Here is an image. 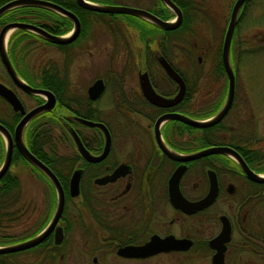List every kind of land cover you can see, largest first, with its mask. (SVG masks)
Wrapping results in <instances>:
<instances>
[{
  "label": "flooded vegetation",
  "instance_id": "obj_1",
  "mask_svg": "<svg viewBox=\"0 0 264 264\" xmlns=\"http://www.w3.org/2000/svg\"><path fill=\"white\" fill-rule=\"evenodd\" d=\"M77 6L83 8L78 4ZM65 9L71 11L68 8ZM72 13L76 16L74 12ZM63 16L72 23L71 28L63 34L52 33L44 26H36L55 35L67 36L73 29L74 22L69 17ZM76 18L78 19L77 16ZM107 20L104 19L101 23L112 35V18ZM97 21L100 20L89 18L81 21L78 19L79 34L73 41L66 44L51 43L37 34L43 38H38L39 40L53 44L51 46H55L64 57L65 61L62 65L56 62L62 77L58 83L30 85L18 75L13 67L18 77L27 85L52 94L54 104L50 109L39 114H45L47 121L50 122L60 120L70 132L72 146L53 137L56 148L49 150L47 156L49 165L43 163L57 179L55 170H70L71 172L67 186H64L65 182L62 184L58 179L64 194V203L60 217L51 231L41 242L32 247L0 252V264H213L214 257L219 260L220 255L222 263L219 264H264V186L262 185L264 182L249 179L239 162L228 153L209 154L191 160H177L172 158L167 151L186 156L210 146H226L234 149L250 170L254 173L258 172L249 166L241 151L236 147L217 144L197 148V138L207 134L179 120H167L159 125L158 131L155 129V120L166 113H178L193 118L178 108L188 109L189 113L194 112L196 109L193 107L196 106L198 97H200L199 100L201 99L203 89H205L203 96L210 91L206 86L203 88L198 83L199 75L196 72V65L201 59L197 58V62L192 67L193 64L189 65L190 56H185L189 65L188 73L185 75L174 68L176 65L169 59L170 51L165 57L160 49L161 46L157 45L154 40L149 41L148 37L144 40L145 53L137 64L138 82L136 85L129 87L118 84V81H112V69H110L108 76L95 78L86 88L77 90L68 81V61H66L68 49L78 44L80 40H85ZM3 25H0V28ZM175 38L179 40L178 36ZM9 39L7 38L8 42L5 40L8 58ZM152 43L156 44L157 49L150 51L149 47ZM166 43H169V39ZM160 57L166 59L184 83L181 99L170 107H159L151 103L144 95L139 83V74L146 72L151 87L158 95L172 98L178 93L180 85L166 74L159 62ZM179 59L185 62L183 57ZM0 64L1 75L4 74L6 78H0V82L20 100L25 112L46 102V95L28 93L17 86L1 61ZM223 72L225 73L224 68ZM97 79L102 80L103 89L96 97H92L88 88ZM112 87L116 88L113 98ZM223 88H225L224 85ZM226 88L228 90V82ZM220 92L217 89L215 96H219ZM28 102L30 106L27 105ZM21 117L22 114L13 110L11 104L0 95V124L8 130L12 137L14 128ZM84 120L102 123L109 134L108 152L99 161H90L85 157L77 145L76 136L88 156L96 157L104 149L106 133L101 127L87 125ZM118 120L121 121L118 122ZM175 121L192 129L187 130L185 127L176 129L171 124ZM5 122L9 126L4 124ZM13 122L14 126L11 128L10 125ZM112 122L115 123L114 126ZM25 127L22 139L26 146ZM52 129L55 136L58 128L52 126ZM220 134H223L222 138H226L224 132ZM1 139L3 154L0 166L6 153V141L3 135ZM202 141L205 142L204 138ZM67 145L68 147H65ZM15 152L19 154L13 145L10 165L0 182L7 173H12L10 168L18 160L27 162L20 154V159H14ZM27 163L30 167H35ZM177 167L183 170L178 188L181 196L188 202L199 201L207 195L211 188L209 173L213 172L217 181V194L214 201L190 213L175 207L170 200L168 181ZM78 169L81 170L79 191L77 196L71 197L69 182L73 172ZM117 169L118 175L112 179V182L101 185L94 182L96 178L113 173ZM43 175L45 178L38 180L53 191L55 205L52 207L50 217H47V221L36 234L50 223L58 199L56 187L44 173ZM17 199L19 201L18 197ZM20 206H23L24 215L25 205ZM221 217L226 219L225 222L227 221L230 227L228 234L218 238L222 230ZM22 218L23 216L8 227V231L32 232L34 227L15 229ZM56 231H61L60 243L55 242ZM153 237L169 242L160 244L158 247L160 249L153 253H141L135 249L150 242ZM20 242L22 241L0 242V248Z\"/></svg>",
  "mask_w": 264,
  "mask_h": 264
},
{
  "label": "rangeland",
  "instance_id": "obj_2",
  "mask_svg": "<svg viewBox=\"0 0 264 264\" xmlns=\"http://www.w3.org/2000/svg\"><path fill=\"white\" fill-rule=\"evenodd\" d=\"M234 1L202 0L201 9L204 10L205 18L197 16L195 25L197 32L193 34V38L186 37L179 41L180 39H176L175 36L169 39V59L185 75L188 73V66L193 64L192 67H194L197 58L201 59L200 63L196 65V72L199 75L198 83L203 88H205L208 76L212 71V65L217 59L215 49L222 45ZM243 12V15L238 17L237 26L234 30L239 41L237 51L240 50L239 61L238 63L235 62V67L237 66L234 72L235 96L230 109L221 122L225 129V139L234 135L254 142L255 138L264 137V0H249L248 5L243 8ZM172 14L171 21L175 18V14L173 12ZM107 19L109 18L105 20L108 21ZM101 22H95L90 35L68 49V57L66 58L68 61V81L77 90H83L95 78L108 76L110 69H112V81L120 80L118 84L131 87L138 82L137 64L145 53V42L140 38L139 31L133 25L125 22L122 23L125 28H121L122 33L118 38L113 33L111 35ZM112 23L119 22L112 21ZM14 31L15 29H12L11 34ZM156 49L155 43L150 44V51ZM188 55L190 56L189 65L187 58H185ZM28 57L36 65L48 59H52L61 65L65 61L55 46L41 40L37 41V45L32 48ZM182 57L185 62L179 59ZM230 63L231 66L234 65L231 59ZM1 72L0 64V78L6 79L4 74L1 75ZM225 78L224 73L221 77H216L207 83L210 87L209 93L203 96L205 89L202 88L201 99L199 100L200 97H198L193 109H197L206 103L205 100L212 99L217 89L225 91L221 101L224 104L227 93V88H223ZM115 89L112 87V98ZM27 105L30 106L29 102ZM120 121L118 120V122ZM115 122L117 121L115 120ZM112 125L114 126L115 123L112 122ZM218 135L222 137L223 134ZM69 144L71 145V143ZM257 146H259L258 143L253 144V147ZM69 150L71 151V149ZM1 154H3V150ZM10 170L21 180V199L22 204L25 205L23 218L20 224L15 226V229H31V227L41 223L42 220L44 222L47 217H50L53 211L52 207L55 205L54 193L42 181L38 180L39 178L31 170V167L24 161L18 160L11 166Z\"/></svg>",
  "mask_w": 264,
  "mask_h": 264
},
{
  "label": "trees",
  "instance_id": "obj_3",
  "mask_svg": "<svg viewBox=\"0 0 264 264\" xmlns=\"http://www.w3.org/2000/svg\"><path fill=\"white\" fill-rule=\"evenodd\" d=\"M9 0H0V6ZM58 5H61L65 8L70 9L72 12L76 14L79 20H100L104 21L106 18H112V21L119 23H112V33L120 38L119 36L122 33L121 28H125L122 23H128L133 25L138 31L140 38L145 40L149 37L150 40H154L161 46V51L166 57L168 49L167 40L169 37H179V41L183 38H193V34L197 32L195 30V25L197 21V16L203 18L205 16L204 10L201 9L202 0H172L181 10L182 13V21L180 25L173 30H165L159 27L158 25L148 22L145 19L137 16L125 15V14H105L100 12H95L88 9H83L77 6L75 0H48ZM95 3L104 4V5H128L140 7L148 10L149 12L157 15L159 18L163 20H169L173 17L171 10L160 0H89ZM247 1L241 9V15H243V8L248 5ZM201 3V4H200ZM203 12V13H201ZM205 18V17H204ZM11 21H19L26 22L30 24L44 26L48 31L55 34H63L68 31L71 26V20L67 19L63 15L39 6H20L17 8H13L4 12L0 16V25H3L7 22ZM237 26V25H236ZM43 39L37 34L27 31V30H15L9 39V59L12 66L15 68V71L18 75L28 84L36 86L41 84H47L50 82L58 83L59 79L62 78L60 76V68L58 64L52 60L48 59L43 61L42 63L36 65L32 62V60L28 57L29 53L33 47L37 45V41L39 39ZM164 40V43H162ZM47 44L53 45L49 42H45ZM61 47V46H59ZM239 41L236 38V32L234 33L231 45H230V59L231 62H234L232 66L233 71L235 72L237 66L235 67V62L238 63L240 58V50H238ZM216 61L212 65V71L210 72L208 79L206 81V88L210 89L207 83H210L216 77H221L223 72V66L220 61V51L221 45L216 47ZM189 56V55H188ZM68 65V63H67ZM235 67V68H234ZM177 70L179 68L174 66ZM182 73V72H181ZM65 80V79H64ZM227 81V79L225 78ZM120 81V80H118ZM226 81L224 87L226 88ZM224 90V89H223ZM224 92L221 91L219 96H214L212 99L205 100L204 104L197 107L194 112L189 113L188 109L178 108L181 111L190 114L191 117L195 119H206L214 115L221 106V101L224 97ZM17 119L15 120V122ZM9 126L6 122L4 123ZM172 125L177 129L178 127H185L187 130L192 129L189 126H186L179 122H171ZM14 126V122L10 125L12 128ZM58 128V132L53 135V129ZM197 131H202L207 135L203 137H198V146L197 148L206 146V145H217V144H228L230 146L236 147L241 151L244 159L248 162L249 166L258 173H264V137H257L254 139V142L244 137L230 136L227 139L219 137L218 134L224 132V126L222 122L205 128H195ZM69 130L61 123L60 120H56L54 122L47 121L45 114H39L33 119H31L26 127H25V142L26 146L37 158H39L42 162L49 165L47 161V156L49 150H54L56 148V144L53 141V137H57L62 143H71L72 139L70 136ZM204 138L205 142L202 141ZM254 143H258L259 146L253 147ZM2 139L0 135V155L2 157ZM0 157V159H1ZM14 159H20L19 154L15 152ZM1 161V160H0ZM29 165L27 162H25ZM31 170L36 174L39 179L45 178L43 173L36 169L35 167H31ZM70 170H55L54 173L57 175L59 181L67 186L68 178L70 175ZM63 175V177H61ZM9 180V182H8ZM6 181V183H4ZM264 186V184H262ZM48 195V193H46ZM19 198V201L17 199ZM18 201V204L16 205ZM21 199V182L19 177L13 173H7L0 182V242H18L23 241L28 237H32L35 235L47 221L44 220L43 223L35 225L32 232H17L14 233L12 231H8V227H11L15 221H17L21 216H23V206Z\"/></svg>",
  "mask_w": 264,
  "mask_h": 264
},
{
  "label": "water",
  "instance_id": "obj_4",
  "mask_svg": "<svg viewBox=\"0 0 264 264\" xmlns=\"http://www.w3.org/2000/svg\"><path fill=\"white\" fill-rule=\"evenodd\" d=\"M75 1L79 6L85 9H88V10L96 11V12L110 13V14H125V15L141 17L143 19H146L158 25L159 27L165 30L175 29L176 27L180 25L181 20H182L181 10L172 0H160V1L174 12L175 18L173 21L163 20L157 17L156 15L150 13L147 10L133 7V6L102 5V4L90 2L88 0H75ZM247 1L249 0H235L234 1L231 12H230L229 21H228V24H227V27L224 33L222 45H221V54H220L221 63L226 73L227 82H228L227 97L222 107L214 115H212L211 117L207 119L190 118L188 116L178 114V113L163 114L155 120V129L157 131H158L159 125L162 122H165L167 120H172V119L179 120L195 128H205V127H210V126L218 124L223 119V117L226 115V113L228 112V110L230 109L232 105V102L234 99V93H235V76H234V72H233V69L230 63V57H229L230 44H231V40H232L235 27L238 22L240 11ZM25 5L39 6V7L53 10L62 15H65L73 20L74 26L71 32L67 36L55 35V34H52L46 31L44 28L40 26H36L34 24L24 23V22H8L0 28V61L3 64L4 68L6 69L7 73L10 75L12 80L17 84V86L22 88L24 91L28 93H34V94H43L47 96L46 102L25 112L24 107L22 103L20 102V100L16 98V96L11 92L10 89H8L6 86H4L0 82V95L4 97L11 104L13 110L19 111L22 114L21 119L18 121V123L16 124L14 128L13 137L8 132V130L3 125L0 124V134L3 135L6 141V153H5L4 161L0 166V179L8 170V167L11 162L12 149L14 145L17 148L19 154L27 162H29L30 164H32L33 166L41 170L52 181V183L56 187L58 199H57V205H56L54 215L50 223L46 226V228H44L42 231H40L38 234H36L35 236H33L32 238L28 240H25L20 243H16V244L4 247V248H0V252L22 250V249L32 247L38 244L39 242H41L47 236V234L51 231L52 227L55 225L58 218L60 217V214L63 209V203H64V194L60 186V183L58 182V179L53 174V172L41 160H39L36 156H34L28 150V148L25 146L23 139H22L23 129L26 126V124L34 116L38 115L39 113L45 110L50 109L52 105L54 104V98L50 92L40 89V88H33L27 85L24 81H22V79L18 77L6 53L4 37H5L6 32L9 29L12 30V29L19 28V29H25V30L34 32L42 36L45 40L51 43L66 44V43L73 41L78 36L80 25H79L78 19L71 11L48 0H9L0 6V16L8 10H11L13 8H17L20 6H25ZM159 62L161 66L163 67V69L165 70L166 74L180 85V89L178 93L172 98H165V97L158 95L151 87V84L149 82L146 72L139 74V83H140V86L142 88L144 95L151 103L159 107H170L176 104L181 99L183 91H184V83H183L182 78L179 76V74L170 66V64L166 61L164 57H160ZM102 89H103V82L101 79H97L96 81L93 82L91 86H89L88 91L90 93V96L96 97L98 93L102 91ZM84 122L89 126L101 127L106 133V142H105L104 149L102 153L96 157L88 156V154L83 149L80 141L78 140L76 136L77 145L79 146L81 152L85 155V157L90 161H99L103 159L108 152L109 144H110L109 134L105 126L102 123L92 122L89 120H84ZM167 152L172 158L177 159V160L178 159L191 160V159H195V158L209 155V154L228 153V154H231L239 162L243 172L249 179L255 182H264V175L254 173L252 170H250L248 166L246 165V163L238 155V153L230 147L210 146L208 148H205L196 153L186 155V156H180L178 154H175L169 151ZM182 171L183 170H181L180 167H177L175 171L172 173L168 181L170 200L173 203V205L175 207L181 208L186 213H190V212H194L196 210L202 209L208 206L210 203H212L217 194V181H216L215 174L213 172L209 173V180H210L211 188L209 192L207 193V195L199 201L188 202L181 196V193L178 188V182L182 174ZM117 172H118V169L115 170L113 173L111 172L110 174H106L102 177L96 178L94 182L100 185L108 183V182H112V179H114L118 175ZM80 173H81V170L78 169V170H75L73 174L71 175L70 182H69V195L71 197H75L78 195ZM225 220L226 219L221 217L222 230L218 238L229 233L230 225L227 221L225 222ZM61 239H62L61 231L60 232L56 231L55 242L60 243ZM168 242L169 241L167 240L162 241V240H159L157 237H153L150 242L146 243L145 245L141 247H136L135 249L141 253H153L160 249L158 248L160 247L159 246L160 244L168 243ZM219 263H222L221 255H220L219 260L217 259V257H214V260H213V264H219Z\"/></svg>",
  "mask_w": 264,
  "mask_h": 264
},
{
  "label": "bare ground",
  "instance_id": "obj_5",
  "mask_svg": "<svg viewBox=\"0 0 264 264\" xmlns=\"http://www.w3.org/2000/svg\"><path fill=\"white\" fill-rule=\"evenodd\" d=\"M11 34V29H9L6 34H5V37H4V41L7 40V38L9 37V35Z\"/></svg>",
  "mask_w": 264,
  "mask_h": 264
}]
</instances>
